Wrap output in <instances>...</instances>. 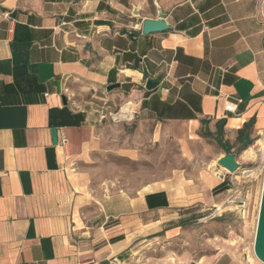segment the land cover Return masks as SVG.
<instances>
[{"label":"crops","instance_id":"1","mask_svg":"<svg viewBox=\"0 0 264 264\" xmlns=\"http://www.w3.org/2000/svg\"><path fill=\"white\" fill-rule=\"evenodd\" d=\"M146 19L170 28L145 34ZM128 101L155 133L249 124L261 137L264 0H0V264H113L173 229L169 183L105 199L73 171Z\"/></svg>","mask_w":264,"mask_h":264},{"label":"rangeland","instance_id":"2","mask_svg":"<svg viewBox=\"0 0 264 264\" xmlns=\"http://www.w3.org/2000/svg\"><path fill=\"white\" fill-rule=\"evenodd\" d=\"M155 130L136 117L131 122L110 118L96 153L72 165L73 171L83 173L90 197L134 194L157 180L169 183L175 195L168 213L173 229L137 241L130 255L115 263L194 264L224 253L239 264H264L254 251L264 184V134L253 137L250 126L230 134L221 124L205 123L196 131L180 124ZM226 154L236 156V171L220 167L219 159ZM218 171L225 180L216 188Z\"/></svg>","mask_w":264,"mask_h":264},{"label":"water","instance_id":"3","mask_svg":"<svg viewBox=\"0 0 264 264\" xmlns=\"http://www.w3.org/2000/svg\"><path fill=\"white\" fill-rule=\"evenodd\" d=\"M170 26L163 19H146L143 22V31L145 34H150L153 32H159L166 29H169ZM119 84H111L108 89L112 90L119 87ZM156 86V83L149 81L147 83L148 88H153ZM64 102H66V97H63ZM53 143L58 144V131L57 129L52 130ZM219 164L231 172H234L238 169V161L236 156L233 154H226L225 157L219 159ZM254 251L256 256L260 261L264 263V184L262 190V197L259 209L258 223L256 228V236L254 242Z\"/></svg>","mask_w":264,"mask_h":264},{"label":"built area","instance_id":"4","mask_svg":"<svg viewBox=\"0 0 264 264\" xmlns=\"http://www.w3.org/2000/svg\"><path fill=\"white\" fill-rule=\"evenodd\" d=\"M128 107L129 110L126 112V116H121L123 113L124 107ZM136 107H137V102L136 101H128L122 106L119 107V109L116 112H110L109 116L113 121L116 122H131L135 119L136 117ZM132 115V116H128ZM67 143V138H63L61 141V144L64 145Z\"/></svg>","mask_w":264,"mask_h":264},{"label":"bare ground","instance_id":"5","mask_svg":"<svg viewBox=\"0 0 264 264\" xmlns=\"http://www.w3.org/2000/svg\"><path fill=\"white\" fill-rule=\"evenodd\" d=\"M129 110V108L126 106V107H124V110H123V113L121 114V116H126L127 114H126V112ZM128 116H132V115H128ZM252 153V152H251ZM250 154V153H249ZM248 157H249V155H248ZM250 173V172H249ZM251 174V173H250Z\"/></svg>","mask_w":264,"mask_h":264},{"label":"trees","instance_id":"6","mask_svg":"<svg viewBox=\"0 0 264 264\" xmlns=\"http://www.w3.org/2000/svg\"><path fill=\"white\" fill-rule=\"evenodd\" d=\"M247 127H249V124H247L243 129H245V128H247ZM243 129H242V130H243Z\"/></svg>","mask_w":264,"mask_h":264}]
</instances>
